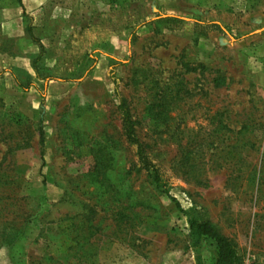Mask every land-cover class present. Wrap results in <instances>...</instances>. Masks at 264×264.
Here are the masks:
<instances>
[{"label":"rangeland","instance_id":"rangeland-1","mask_svg":"<svg viewBox=\"0 0 264 264\" xmlns=\"http://www.w3.org/2000/svg\"><path fill=\"white\" fill-rule=\"evenodd\" d=\"M21 5L0 0V264H214L189 220L264 264V197L235 187L237 169L264 166V0ZM115 85L159 188L123 137Z\"/></svg>","mask_w":264,"mask_h":264},{"label":"trees","instance_id":"trees-1","mask_svg":"<svg viewBox=\"0 0 264 264\" xmlns=\"http://www.w3.org/2000/svg\"><path fill=\"white\" fill-rule=\"evenodd\" d=\"M18 4L21 5V0H16ZM175 22L180 23L181 20L177 18H165L159 20V22ZM194 27L198 28L199 30V36H205V29H218V26L214 24H201L198 22L194 23ZM30 34L31 39L34 42H37L41 52L43 50V47L38 43L37 40L34 39L33 35L30 33V30L28 31ZM38 58L35 60L34 63L38 61ZM33 63V66L36 64ZM185 68V72H196L195 67H188L187 65H183ZM38 74V72L36 71ZM215 86H220L219 79L214 80ZM115 95L118 98V112L121 119V129L122 134L125 139V141L136 148V157L139 165L140 170H144L147 173V176L152 184L155 185V187L159 188L160 184L162 182L160 174L158 169L150 162L149 157L146 153V150L144 149L143 145L139 141L136 129H135V123L132 119V115L130 112V109L128 107L127 102L120 97L118 92V87L115 85ZM157 115V114H156ZM158 116V115H157ZM156 119V117H155ZM173 119H170V122H172ZM38 139H39V145L42 147L44 144V131L42 128V120L39 119L38 122ZM172 125H168L164 131L166 134L174 135V130L170 128ZM244 129V128H243ZM241 134V132H238ZM245 146V145H244ZM97 153V154H95ZM93 160V167L91 168V174L92 176L96 178H104L106 173L111 169L110 165V159L107 157V155L104 154L103 149H98L97 152H94L92 155ZM193 166H188V169H192ZM200 167H195L196 170H198ZM200 170V169H199ZM241 171V172H240ZM237 173L243 172V179L241 180L243 183L238 184L235 186L233 181L228 184L229 187H236L237 189L245 188L247 192L252 196V198H256V200L264 197V166H259L258 168H247L245 170L243 169H237ZM232 180V179H231ZM245 184V185H244ZM246 194V192H244ZM189 229L192 234L196 235L197 238L201 239H210L212 240L216 245V253H215V263L214 264H243L240 257L237 255L234 249V245L226 238L220 236L217 233V230L207 221H195V220H189Z\"/></svg>","mask_w":264,"mask_h":264}]
</instances>
